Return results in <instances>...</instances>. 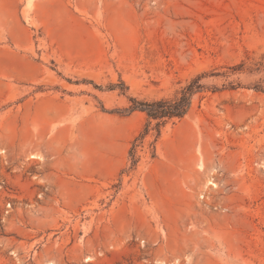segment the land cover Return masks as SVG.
Here are the masks:
<instances>
[{
	"label": "rangeland",
	"instance_id": "374dc122",
	"mask_svg": "<svg viewBox=\"0 0 264 264\" xmlns=\"http://www.w3.org/2000/svg\"><path fill=\"white\" fill-rule=\"evenodd\" d=\"M0 151V264H264V0H0Z\"/></svg>",
	"mask_w": 264,
	"mask_h": 264
},
{
	"label": "trees",
	"instance_id": "16d2710c",
	"mask_svg": "<svg viewBox=\"0 0 264 264\" xmlns=\"http://www.w3.org/2000/svg\"><path fill=\"white\" fill-rule=\"evenodd\" d=\"M202 76L191 79L187 85L180 88L172 98L159 100H143L130 98V106L125 108L122 113L129 115L134 112H142L146 114V122L143 130L134 139L129 151V157L132 161V168H136L140 162L137 150L145 144L150 136H155L154 142L151 143V158L157 157L156 143L160 139L163 130L169 124H176L182 121L191 111L193 97L201 94L204 87L201 84Z\"/></svg>",
	"mask_w": 264,
	"mask_h": 264
},
{
	"label": "bare ground",
	"instance_id": "6f19581e",
	"mask_svg": "<svg viewBox=\"0 0 264 264\" xmlns=\"http://www.w3.org/2000/svg\"><path fill=\"white\" fill-rule=\"evenodd\" d=\"M2 153H3V151H0V155H1ZM32 158L34 159L35 156H32L31 159H32ZM207 185H211V183L209 182Z\"/></svg>",
	"mask_w": 264,
	"mask_h": 264
}]
</instances>
